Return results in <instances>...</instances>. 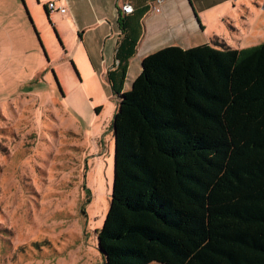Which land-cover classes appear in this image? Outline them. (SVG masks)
I'll list each match as a JSON object with an SVG mask.
<instances>
[{
    "label": "trees",
    "instance_id": "1",
    "mask_svg": "<svg viewBox=\"0 0 264 264\" xmlns=\"http://www.w3.org/2000/svg\"><path fill=\"white\" fill-rule=\"evenodd\" d=\"M154 2L118 10L105 74L118 105L113 126L127 139L118 166L148 199L140 207L133 198L115 205L99 246L103 264H264V42L234 49L214 37L190 66L159 62L156 96L174 99H159L163 107L153 110L123 88ZM132 119L143 124L132 126ZM117 185L122 197L120 173ZM125 211L145 214L146 222L111 229Z\"/></svg>",
    "mask_w": 264,
    "mask_h": 264
},
{
    "label": "rangeland",
    "instance_id": "2",
    "mask_svg": "<svg viewBox=\"0 0 264 264\" xmlns=\"http://www.w3.org/2000/svg\"><path fill=\"white\" fill-rule=\"evenodd\" d=\"M39 2L32 16L22 7L47 56L35 38L50 65L49 86L34 82L21 92L17 86L28 78L25 71L16 83L6 80L0 85V264H103L99 246L113 222L115 205L133 198L140 207L148 193L143 185L132 184L127 169L121 174L118 166L127 139L119 138L113 126L118 105L108 83L84 76L88 66L78 58L84 75L71 60L76 75L62 55L54 27L58 13L47 19L43 13L47 0ZM201 27L205 33L198 27L190 44L205 40L211 45L218 37L234 49L257 46L264 42V0H224L204 16ZM76 38V34L67 38L69 49H74ZM34 94L41 102L38 107L17 101ZM208 158L217 159L216 153ZM119 173L122 197L117 195ZM145 218L141 212L125 211L110 227L143 224Z\"/></svg>",
    "mask_w": 264,
    "mask_h": 264
},
{
    "label": "crops",
    "instance_id": "3",
    "mask_svg": "<svg viewBox=\"0 0 264 264\" xmlns=\"http://www.w3.org/2000/svg\"><path fill=\"white\" fill-rule=\"evenodd\" d=\"M39 1L35 0L34 3V0H0V85L6 80L16 83L21 71L28 72V78L17 86L21 92L31 88L34 82L49 86L47 81L50 65L43 60V54L35 43V26L29 12L26 10L24 14L22 7L26 6L32 16L37 12ZM128 1L47 0L43 13L50 2L66 8L65 14L47 10L49 14L58 13L60 20H55L54 27L63 45L62 55L64 59L70 60V63L72 60L76 64L80 76L84 73L77 63V58L80 64L83 60L87 63L88 71L84 69V76L106 80L105 74L112 66L119 36L118 10H121L122 5H129L132 12L133 8L139 11L149 0ZM222 4L224 0H163L159 13L153 12L151 8L142 20L144 31L135 55L128 61L126 75L129 84L126 85L125 82L123 91L135 93L142 103L153 110H160L162 104L159 99L171 103L169 99L173 100V95L156 96L153 79L157 64L161 61L168 65L180 62L182 66L187 67L195 62L199 55L208 51L210 45L205 40L197 44L193 41L190 44L189 41L200 32L198 27L201 29L200 33H205L206 28L201 27L204 16ZM45 34L47 35V32ZM74 34L77 38L72 50L67 47V38ZM17 101L21 106L41 105L35 94L26 98L19 97ZM8 104L11 105L9 102ZM131 124L140 126L143 119H132Z\"/></svg>",
    "mask_w": 264,
    "mask_h": 264
},
{
    "label": "built area",
    "instance_id": "4",
    "mask_svg": "<svg viewBox=\"0 0 264 264\" xmlns=\"http://www.w3.org/2000/svg\"><path fill=\"white\" fill-rule=\"evenodd\" d=\"M162 2H163V0H155L154 4L152 6L153 12H155V13L160 12L159 7H160ZM47 9H50L52 12H59L61 14L66 13V8L58 7V6H56L55 3H52V2L48 3ZM121 10H122V12L128 14V13H131L132 8L129 5H122Z\"/></svg>",
    "mask_w": 264,
    "mask_h": 264
},
{
    "label": "bare ground",
    "instance_id": "5",
    "mask_svg": "<svg viewBox=\"0 0 264 264\" xmlns=\"http://www.w3.org/2000/svg\"><path fill=\"white\" fill-rule=\"evenodd\" d=\"M51 12V11H50Z\"/></svg>",
    "mask_w": 264,
    "mask_h": 264
}]
</instances>
